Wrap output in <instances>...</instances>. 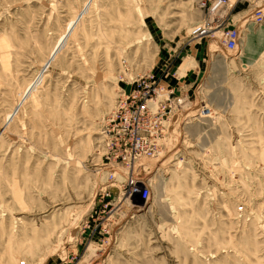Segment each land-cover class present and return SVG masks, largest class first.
Instances as JSON below:
<instances>
[{
  "label": "rangeland",
  "instance_id": "rangeland-1",
  "mask_svg": "<svg viewBox=\"0 0 264 264\" xmlns=\"http://www.w3.org/2000/svg\"><path fill=\"white\" fill-rule=\"evenodd\" d=\"M213 3L0 0V264H264V0ZM145 81L178 104L126 168L106 130Z\"/></svg>",
  "mask_w": 264,
  "mask_h": 264
},
{
  "label": "built area",
  "instance_id": "built-area-1",
  "mask_svg": "<svg viewBox=\"0 0 264 264\" xmlns=\"http://www.w3.org/2000/svg\"><path fill=\"white\" fill-rule=\"evenodd\" d=\"M226 0H214L213 7L219 8ZM251 22L255 25L264 23V11L256 8L251 14ZM207 29L204 25L193 29L195 38L205 36ZM222 46L226 51H236L240 34L237 29H228L223 34ZM142 95V97H141ZM173 90L150 82H142V94L136 91L132 95L123 94L120 100L119 111L109 119L106 130V145L112 152V160L126 168L135 166L141 161L157 159L161 154V142L166 138L167 126L172 110L178 100L172 97ZM206 109H200V115ZM136 184V183H135ZM132 185L130 196L138 193L144 202L150 198L148 187L141 188Z\"/></svg>",
  "mask_w": 264,
  "mask_h": 264
},
{
  "label": "bare ground",
  "instance_id": "bare-ground-1",
  "mask_svg": "<svg viewBox=\"0 0 264 264\" xmlns=\"http://www.w3.org/2000/svg\"><path fill=\"white\" fill-rule=\"evenodd\" d=\"M227 52H229V51H227ZM119 193H120V190H119Z\"/></svg>",
  "mask_w": 264,
  "mask_h": 264
},
{
  "label": "crops",
  "instance_id": "crops-1",
  "mask_svg": "<svg viewBox=\"0 0 264 264\" xmlns=\"http://www.w3.org/2000/svg\"><path fill=\"white\" fill-rule=\"evenodd\" d=\"M194 75V74H193Z\"/></svg>",
  "mask_w": 264,
  "mask_h": 264
}]
</instances>
